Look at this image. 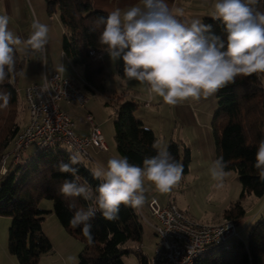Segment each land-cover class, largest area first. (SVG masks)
I'll list each match as a JSON object with an SVG mask.
<instances>
[{"label": "trees", "instance_id": "1", "mask_svg": "<svg viewBox=\"0 0 264 264\" xmlns=\"http://www.w3.org/2000/svg\"><path fill=\"white\" fill-rule=\"evenodd\" d=\"M44 1L48 13L55 10L59 12L63 28L62 51L73 65L82 68V86L91 92L102 91L104 63L102 60H92L88 52L90 49L107 50L105 45L99 43L103 25L94 31L91 29L99 18H107L110 13L95 9L91 0ZM257 8L264 12V4L259 2ZM201 22L212 24L214 32L226 39L219 21L205 16ZM15 59V72L0 83V91L11 93L8 106L0 107V163L25 124L21 125L19 121V112L26 104L18 97L17 80L23 60L18 57L17 51ZM262 78L264 72L238 76L234 83L221 88L215 94L216 106L210 121L215 160L222 156L227 164L226 170L237 173L241 198L249 194H264V181L259 179L258 170L254 167L259 142L264 139ZM0 104H3L2 100ZM137 106L138 103L132 99L116 101L113 129L118 154L127 157L130 163L142 166L143 159L156 155L157 148L154 147L156 137L153 130L135 116ZM166 148L183 165V173H186L191 161L190 149L176 141H169ZM70 155L75 154L60 144L35 152L32 150L26 158L23 155L20 163L8 162L6 172L0 174V216L11 218L8 229L9 252L19 264H36L39 256L52 248L42 230V221L48 212H53L68 234L83 243L78 264H124V255L140 250L136 247L142 240V221L136 208L121 205L119 218L115 221L104 219L97 211L95 218L90 221L93 243L89 244L81 227L72 228L69 222L76 210H86L90 202L81 197L65 198L59 189L65 179H77L78 183L87 181L93 190L102 181L93 178L92 170L81 159L74 166L79 169L76 177L58 172L54 166L61 160L68 162ZM42 198L52 200L50 210L38 206ZM73 202L76 208L70 210L68 205ZM242 213L243 208L237 202L234 207L224 211L223 218L233 221ZM139 264H148L146 255H139ZM198 264H264V213L251 225L246 241L236 237L229 248L221 247L205 254Z\"/></svg>", "mask_w": 264, "mask_h": 264}, {"label": "clouds", "instance_id": "2", "mask_svg": "<svg viewBox=\"0 0 264 264\" xmlns=\"http://www.w3.org/2000/svg\"><path fill=\"white\" fill-rule=\"evenodd\" d=\"M258 3L215 0L212 19L223 26L226 39L214 32L212 24L177 19L184 15L183 10H170L165 0H140L123 12L117 8L107 18H99L91 30L103 25L99 43L106 46L111 59L123 61V73L129 80L146 85L150 95L176 106L206 99L234 83L238 76L264 72V12L258 10ZM8 24L9 17L0 15V83L15 72L18 49L43 53L48 44L49 27L39 19H33L27 40L9 30ZM57 71H64L63 65ZM10 99V92L0 91V107H7ZM154 147L156 155L145 157L142 166L115 156L107 160L106 167L92 169L93 178L102 181L95 190L87 181L78 183L77 179H65L61 184L59 192L65 198L81 197L90 202L86 210H76L69 222L72 228L81 227L89 244L93 243L90 221L97 211L104 219L115 221L121 205H144L145 181L160 193L171 191L181 181L183 165L166 147ZM79 163L77 155H70L68 162L58 161L54 167L76 177L79 169L74 166ZM254 167L264 181V139L259 142ZM226 168L222 156L209 167L215 187H224ZM68 207L74 209L76 204ZM67 259L72 261L74 257Z\"/></svg>", "mask_w": 264, "mask_h": 264}, {"label": "rangeland", "instance_id": "3", "mask_svg": "<svg viewBox=\"0 0 264 264\" xmlns=\"http://www.w3.org/2000/svg\"><path fill=\"white\" fill-rule=\"evenodd\" d=\"M25 2L28 6L26 7L28 14L20 7L22 20L18 24H16L17 22H10L8 24L9 30L22 40L24 37L27 39L32 32L31 23L33 19H39L41 23L49 27L46 48L49 51L57 48L55 51V56H57L60 51L62 38L58 10L48 13L44 0H25ZM109 2L107 0H91L92 6L95 9L101 10H103L101 7H105ZM112 2L114 3V0ZM165 2L168 3L169 8H172L171 0H165ZM139 3L140 0L134 2L132 6ZM109 6H112V4L110 3ZM115 7H119V4H116ZM177 19L181 20L179 17ZM55 41L58 44L56 47L51 45ZM17 52L21 60H27V58H23L24 51L22 48L18 49ZM105 58L106 56L102 57L101 60L103 61ZM103 63H105L101 80L103 90H93L92 92L82 86V83L78 80L79 77L66 64L65 74L70 76L74 83L78 84L88 99L85 108L81 109L70 104L65 105L64 102H61L63 106L60 104L62 109L68 106L77 112V114H71L75 125L74 131L77 128L76 124L80 121L86 125L84 116L86 111L89 110L102 131L105 143H110L114 146L115 152H117L113 129L114 104L116 101L131 99L136 101L138 103L136 109L141 108L140 112L146 115V121H148L151 127L147 126L148 124L144 125L153 130L155 134V145L167 147L169 141H176L189 148L191 155L188 171L183 173L181 181L171 191L160 193L155 190L151 183L145 181L146 190H153L147 200V205L148 201L152 198L156 199L161 205H166V203L171 202L194 221L217 224L224 221V211L227 208L234 207L238 202L243 208V213L233 221L236 225L237 237L246 241L251 225L264 213V194L260 196L249 194L241 198V184L234 170H226L228 177L226 178L224 187H215L216 181L211 178L208 169L212 162L215 161L210 121L216 106V93L206 99L201 98L199 101H185L176 106H169L160 98L162 102L157 106L154 102L150 104L149 92L145 85H141L136 80H129L124 75L123 62H116L115 59L110 58L109 61H103ZM23 66L17 80V91L20 101L25 104L24 88L21 86V80L33 79L36 67L34 65V69L32 70L30 68L31 65H28V61L23 62ZM59 68H50V71L53 73L54 70ZM76 68L81 73V68L78 66ZM262 84H264V78H262ZM151 109L155 110L153 114V111L150 113ZM27 114L28 112L24 105V109L19 112L21 125L26 124ZM78 114L81 115L82 120L79 119ZM11 147L12 145L9 150L12 149ZM30 150H33L32 146ZM74 154L83 160L91 170L98 166L97 162H93L92 160L88 162L80 153ZM106 165L104 162L102 166L106 167ZM52 204V200L48 198H42L38 202V206L45 210H50ZM141 209L143 211L142 207ZM150 217L152 219L151 215ZM10 222V217L0 216V264H19L17 258L8 249V229ZM42 230L49 239L52 248L50 251L42 253L36 264H78V255L83 248V243L79 238L68 234L53 212H48L45 215L42 221ZM138 245L140 246L139 251L131 252L123 256L124 264H139V255H146L148 264H154L153 250L158 245V238L154 236L151 228L144 222H142V240ZM69 256L74 257V260L69 261L67 259Z\"/></svg>", "mask_w": 264, "mask_h": 264}, {"label": "built area", "instance_id": "4", "mask_svg": "<svg viewBox=\"0 0 264 264\" xmlns=\"http://www.w3.org/2000/svg\"><path fill=\"white\" fill-rule=\"evenodd\" d=\"M264 4V0H259ZM107 50H89L92 60H101ZM42 82L24 88V100L28 112L27 123L12 141V149L6 152L0 163V174L6 172L8 162L22 161L25 149L32 146L34 152L51 145H62L73 153L88 159V147L107 150L102 131L90 111L85 120L88 134L78 135L69 112L62 109L61 102L85 108L88 101L85 93L61 72L55 71ZM151 219L140 208H136L142 222L151 227L158 238L154 247V264H198L200 258L217 248H229L237 237L236 225L231 220L217 224L192 220L174 203L161 205L156 199L148 201ZM139 249V247H136Z\"/></svg>", "mask_w": 264, "mask_h": 264}, {"label": "crops", "instance_id": "5", "mask_svg": "<svg viewBox=\"0 0 264 264\" xmlns=\"http://www.w3.org/2000/svg\"><path fill=\"white\" fill-rule=\"evenodd\" d=\"M107 1H110V2L107 3L105 5V7H101V8L103 10L105 9V11H107L108 13H111L112 11L116 10L117 8H119L123 12V11L127 10L129 7H131L132 4L138 0H114V3L112 2V0H107ZM110 3L112 4V6H109ZM171 3H172V6H171L172 8H170V10H173L175 8L182 9L184 15L178 16V17L181 19L182 22H188V21L190 22L193 19H199L201 21V19L205 15H211L213 10H214L213 5L215 3V0H175V2H174V0H171ZM0 4L2 5V6L0 5V15H7L9 17V23L10 22L11 23L17 22L16 24H18L22 20L21 8H23L24 11L26 12V14H28L27 8H26L28 6H27V3L25 2V0H0ZM116 4H119V7H115ZM179 4H180V6H179ZM62 33H63V28L61 26V36H62ZM23 40H27V39L24 37ZM61 43H62V38H61ZM51 45H53L55 47L58 46L56 41H55V43H53ZM56 49L57 48H54L51 51H49V50H47V48L45 46V50L43 53H39V52L34 53L31 50L22 49L24 51L23 58H27V60H25L23 62L28 61V65H31L30 68L32 70L34 69V65L36 67V69L34 70V78L33 79H29V80L25 79L24 81L21 80V86H23V88L27 87L30 84L42 82L45 77H48L52 74L50 71V68H57V67H60L61 65H63L64 71H59V72H61L64 76L71 78L70 76L65 74L66 64L69 65L71 67V70L74 71V73L79 77L78 78L79 82L82 84L84 83L82 68L80 67L81 73L78 70H76L77 66L73 65L71 63V61L64 55V53L62 51V47H60L59 53L57 54V56H55ZM105 56H106V58L103 61L104 62L109 61L110 56L108 55L107 52L104 53L103 57H105ZM58 60H59V63H58ZM117 61L123 62L122 60H116V62ZM23 67H22V69H23ZM55 71H57V70H54V72ZM145 87L147 89L146 85H145ZM148 96H149L150 104H152L153 102L156 103L157 106H158V104H161L162 101L160 100V98L152 96L150 94ZM64 104L67 105L66 103H64ZM61 105L63 106V104H61ZM140 109L141 108L135 110V116L137 118H139L143 122V124H148V121H146V118H147L146 115H144L142 112H140ZM64 110H66L70 114H73V113L77 114V112H75L72 107L66 106V107H64ZM87 111H89V110H87ZM154 111H155L154 109H151L150 113L152 112V114H153ZM79 117H80L79 119L82 120L81 115H79ZM27 119H28V114H27ZM98 120L100 121V119H98ZM147 126H150V125L148 124ZM76 127L77 128H76L75 133H77L78 135L85 136L88 134L87 122L85 125L83 122L80 121L78 124H76ZM106 145H107V150H99L96 147L89 146L87 148L88 154H89V158L87 159V161L88 162L90 160H92L93 162L95 161V162H97L98 166L103 167L102 166L103 163L105 162L107 164L108 159L115 157V156H120L119 154H117V152H115L114 146H112L110 143H107ZM31 151L32 150H30V148L25 149L24 158H26L28 153H30ZM152 192H153V190H151V191L146 190L145 191L146 201H145L144 205L142 206V208H143L144 213L147 216L149 215V211L147 208V200L150 197ZM168 203H171V202H168ZM152 219H154V218L152 217ZM221 222H219V223H221ZM149 228H151V227H149ZM151 230H152L154 236H156L152 228H151ZM139 249H140V246H139Z\"/></svg>", "mask_w": 264, "mask_h": 264}]
</instances>
